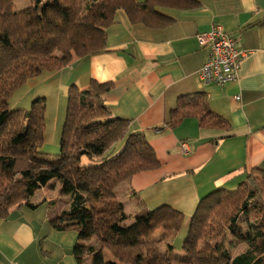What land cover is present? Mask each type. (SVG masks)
Wrapping results in <instances>:
<instances>
[{
    "label": "trees",
    "instance_id": "trees-1",
    "mask_svg": "<svg viewBox=\"0 0 264 264\" xmlns=\"http://www.w3.org/2000/svg\"><path fill=\"white\" fill-rule=\"evenodd\" d=\"M28 1V7L15 11L14 0H0V219L23 207L35 208L29 199L58 184L69 204L49 225L77 233L72 249L77 264H262L263 170L252 169L234 190L203 196L177 250L170 240L183 225L180 211L164 205L131 218L116 198L119 186L160 163L144 134L130 133L129 121L113 117L106 106L112 82L69 87L60 150L51 162L38 156L45 133L44 101L33 100L29 111L7 108L29 80L103 52L106 30L118 11L132 23L160 29L174 21L164 9L192 11L201 0ZM187 118L206 128L228 129L202 92L178 97L167 126L175 128ZM119 143L122 148L111 157ZM82 158L90 164L81 166ZM233 245H243L244 252L233 257ZM105 251L112 261L105 260Z\"/></svg>",
    "mask_w": 264,
    "mask_h": 264
},
{
    "label": "crops",
    "instance_id": "crops-1",
    "mask_svg": "<svg viewBox=\"0 0 264 264\" xmlns=\"http://www.w3.org/2000/svg\"><path fill=\"white\" fill-rule=\"evenodd\" d=\"M163 12L173 23L152 29L118 11L106 30L103 52L49 77L79 89L91 80L112 82L106 106L113 117L129 121L130 133L144 134L160 163L119 186L117 200L131 218L142 209L170 206L188 226L203 196L234 190L254 168L264 171V0H201L196 10ZM215 24L249 53L237 79L223 86L198 79L207 50L196 36ZM196 92L204 93L209 109L228 122L227 130L203 127L195 118L167 126L177 98ZM182 143L189 154L180 152ZM46 188L36 192L38 200L32 201L36 193L29 199L35 208L23 207L0 219V264H77L72 255L77 233L49 225L68 208V199L50 198ZM229 248L233 257L245 250L243 245Z\"/></svg>",
    "mask_w": 264,
    "mask_h": 264
},
{
    "label": "rangeland",
    "instance_id": "rangeland-1",
    "mask_svg": "<svg viewBox=\"0 0 264 264\" xmlns=\"http://www.w3.org/2000/svg\"><path fill=\"white\" fill-rule=\"evenodd\" d=\"M137 2L144 0H135ZM30 5L28 0H14V10H22ZM51 74L44 73L39 77L29 80L21 88L17 89L10 97L7 108L9 110H24L29 111L31 103L35 99H42L45 105V133L42 146L38 150V156L47 161H54L58 157L60 150V136L65 118V110L67 103V94L69 87L62 83L50 80ZM50 76V77H49ZM122 143L117 144L115 152L112 156L120 151ZM81 166H88L90 162L86 158H82ZM50 198L61 199L59 188L57 186L47 187L45 189ZM39 193H36L33 200L40 198ZM67 199V197H65ZM120 198V197H119ZM120 201V199H118ZM129 215V213H127ZM241 221H244L242 218ZM187 234V223L171 238L170 244L177 250ZM229 236H227V239ZM105 260L112 261L108 251H105Z\"/></svg>",
    "mask_w": 264,
    "mask_h": 264
},
{
    "label": "built area",
    "instance_id": "built-area-1",
    "mask_svg": "<svg viewBox=\"0 0 264 264\" xmlns=\"http://www.w3.org/2000/svg\"><path fill=\"white\" fill-rule=\"evenodd\" d=\"M200 48L207 50V59L198 72V79L204 85L223 86L237 79L241 62L248 52L238 47L237 39L218 25H211L206 32L196 36ZM236 101L239 97L234 98ZM183 155L189 154L186 143L179 146Z\"/></svg>",
    "mask_w": 264,
    "mask_h": 264
}]
</instances>
